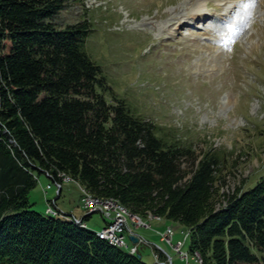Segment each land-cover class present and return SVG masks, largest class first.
Listing matches in <instances>:
<instances>
[{
	"label": "trees",
	"instance_id": "trees-1",
	"mask_svg": "<svg viewBox=\"0 0 264 264\" xmlns=\"http://www.w3.org/2000/svg\"><path fill=\"white\" fill-rule=\"evenodd\" d=\"M67 1L0 0V264H150L138 247L32 209L34 169L182 223L197 264H264V170L220 191L223 152L196 153L115 91L86 51L90 21L54 22Z\"/></svg>",
	"mask_w": 264,
	"mask_h": 264
},
{
	"label": "rangeland",
	"instance_id": "rangeland-1",
	"mask_svg": "<svg viewBox=\"0 0 264 264\" xmlns=\"http://www.w3.org/2000/svg\"><path fill=\"white\" fill-rule=\"evenodd\" d=\"M82 18L91 28L86 51L115 91L140 115L191 142L196 153L221 150L220 191L253 184L264 170V0H68L53 20L64 26ZM34 173L32 209L46 214L50 204L69 215L84 213L83 185L65 182L56 197L51 177ZM109 220L98 211L85 219L94 230ZM166 226L174 230L173 243L183 238L185 225ZM132 227L149 234L143 225ZM157 242L172 264H197L190 253L181 257L168 242ZM139 250L146 262L156 261L150 245Z\"/></svg>",
	"mask_w": 264,
	"mask_h": 264
},
{
	"label": "built area",
	"instance_id": "built-area-1",
	"mask_svg": "<svg viewBox=\"0 0 264 264\" xmlns=\"http://www.w3.org/2000/svg\"><path fill=\"white\" fill-rule=\"evenodd\" d=\"M49 186V185H48ZM99 203H107V211H100L99 210ZM80 204L84 209L85 213L93 212V211H100L103 215L109 216L110 220L100 228L102 232H105L113 239H118L127 244L125 240V232H132L128 226L125 225L122 216L119 215V208L114 206L113 203L108 201H94L89 196H80ZM50 207V206H48ZM135 224L137 225H144L149 226L148 222L140 221L139 219L135 218ZM160 238L171 243V237L173 233L172 228L164 227L163 230L158 231ZM139 241H143L142 237H138ZM128 245V244H127ZM182 245V241L178 240L174 244V248L179 250ZM130 247L136 249V245H130ZM180 251V250H179ZM182 256V251H180ZM156 255V254H155ZM159 261L156 262L158 264Z\"/></svg>",
	"mask_w": 264,
	"mask_h": 264
},
{
	"label": "bare ground",
	"instance_id": "bare-ground-1",
	"mask_svg": "<svg viewBox=\"0 0 264 264\" xmlns=\"http://www.w3.org/2000/svg\"><path fill=\"white\" fill-rule=\"evenodd\" d=\"M61 175V174H60ZM61 180L62 181H70L71 180V177L68 176V175H61ZM54 183L59 187L60 186V182L58 181H54ZM65 183V182H64ZM81 191V196H89L92 200L94 201H108L110 203H113L114 206L118 207L119 208V215L122 216L123 218V221L125 223L126 226H128L127 222H128V219H130L131 221H133L135 223V218L136 219H139L140 221H143L140 216L136 215V214H133L131 213L126 207L125 205H123L122 203H120L118 200L116 199H113V198H100V197H97L95 195H93L92 193H90L88 190H86L84 187L83 189L80 190ZM99 210L100 211H107V203H99ZM48 212L54 214L56 213V210L52 209L51 207H47V210ZM49 215V214H48ZM53 216V215H52ZM151 217H154L156 218L157 220H159L160 216H157V215H153V214H150ZM152 219V220H155V219ZM76 222H78L79 220L75 219ZM151 221V220H150ZM81 225H85L84 222H80ZM86 227V226H85ZM167 228H172L171 226H166ZM173 229V228H172ZM96 234L98 235V237L100 238H103L105 239L106 241H108L109 243H112V244H115V245H118V246H123V247H129V250L130 252H133L135 251L134 248L128 246L126 243L118 240V239H113L111 236H109L108 234H106L105 232H102L100 229L99 230H96ZM183 252L182 251V255H183Z\"/></svg>",
	"mask_w": 264,
	"mask_h": 264
},
{
	"label": "crops",
	"instance_id": "crops-1",
	"mask_svg": "<svg viewBox=\"0 0 264 264\" xmlns=\"http://www.w3.org/2000/svg\"><path fill=\"white\" fill-rule=\"evenodd\" d=\"M44 186H46V185H44ZM43 186V187H44ZM51 187H49L48 189H50ZM44 193H45V195H46V193H47V190H45V191H43ZM74 216H76V217H81V216H78V215H75L74 214ZM153 218H151V219H149V222H150V224H151V227L152 228H150V230H149V234H144V233H142L141 231H139V232H136L135 230H134V228H133V230L137 233V234H140V235H142L146 240H147V243H145V244H141L142 246L143 245H150L151 247H152V245L153 244H155V245H159V244H157L158 242L157 241H163V240H161L160 239V236H159V234H158V232L156 231V230H159V229H162L163 227H164V225H165V223H168V221L167 220H165L164 218H161V219H159V220H157V219H155V220H152ZM151 220V221H150ZM86 222V221H85ZM87 224V223H86ZM148 235H153V237H149ZM156 237V238H155ZM179 239V238H178ZM177 239V240H178Z\"/></svg>",
	"mask_w": 264,
	"mask_h": 264
},
{
	"label": "water",
	"instance_id": "water-1",
	"mask_svg": "<svg viewBox=\"0 0 264 264\" xmlns=\"http://www.w3.org/2000/svg\"><path fill=\"white\" fill-rule=\"evenodd\" d=\"M128 237H129V239L132 241V242H135V241H137V236L136 235H134V234H128ZM137 256H140V254H136ZM162 264H172L171 263V260H170V258L167 260V262H163Z\"/></svg>",
	"mask_w": 264,
	"mask_h": 264
}]
</instances>
